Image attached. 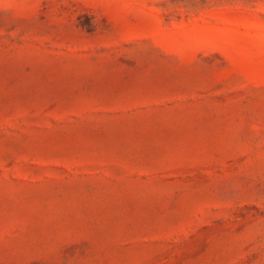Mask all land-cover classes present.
Instances as JSON below:
<instances>
[{"label":"rangeland","instance_id":"rangeland-1","mask_svg":"<svg viewBox=\"0 0 264 264\" xmlns=\"http://www.w3.org/2000/svg\"><path fill=\"white\" fill-rule=\"evenodd\" d=\"M0 264H264V0H0Z\"/></svg>","mask_w":264,"mask_h":264}]
</instances>
